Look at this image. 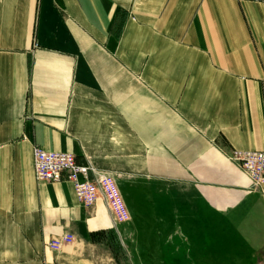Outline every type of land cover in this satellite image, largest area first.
Returning a JSON list of instances; mask_svg holds the SVG:
<instances>
[{
    "label": "crops",
    "instance_id": "crops-1",
    "mask_svg": "<svg viewBox=\"0 0 264 264\" xmlns=\"http://www.w3.org/2000/svg\"><path fill=\"white\" fill-rule=\"evenodd\" d=\"M34 146L114 175L130 221L39 183ZM234 150L264 151V0H0V264H126L114 232L138 262L264 264Z\"/></svg>",
    "mask_w": 264,
    "mask_h": 264
},
{
    "label": "built area",
    "instance_id": "built-area-1",
    "mask_svg": "<svg viewBox=\"0 0 264 264\" xmlns=\"http://www.w3.org/2000/svg\"><path fill=\"white\" fill-rule=\"evenodd\" d=\"M228 159L237 164L251 180V191L264 194V151L234 150ZM36 180L39 183L71 182L78 201L86 208L103 199L118 231V226L131 219L116 177L99 172L92 165H79L75 155L66 152L47 151L33 147ZM75 242V236L67 234L54 238L48 244L50 250L60 251L63 246Z\"/></svg>",
    "mask_w": 264,
    "mask_h": 264
},
{
    "label": "rangeland",
    "instance_id": "rangeland-1",
    "mask_svg": "<svg viewBox=\"0 0 264 264\" xmlns=\"http://www.w3.org/2000/svg\"><path fill=\"white\" fill-rule=\"evenodd\" d=\"M138 203L137 205H139V202H138V199L136 200ZM140 203L141 204H144L145 205V202L141 201L140 200ZM134 205H136L134 203ZM120 229H122V226L120 225L119 226ZM114 237L116 239L115 241V253H117V259L120 260V259H124L126 262V264H154V262L150 261V262H142V261H137L136 259H133L132 260V257L130 255V253L127 251L128 248L124 247V244L122 243V239H121V235H120V232H114ZM239 237L238 236H235L234 238L231 237V239L229 238V240L225 239V242H230L229 245H226L227 247H231V248H236L237 244H234V241H237ZM232 245H236V246H232ZM240 247H242L241 249V252H242V255H238V254H235V253H229L227 254V258L226 260H221L220 264H245V263H248V264H256V262H259L258 260H252L250 261L251 259V255L250 252L248 251L246 247V245L244 243L238 245ZM231 252V251H230ZM132 253L135 255V251L133 250L132 248ZM212 255V254H211ZM210 254H208L206 256V253H203L201 254V256H197L196 253H192L191 254V260H189L188 263L192 264L191 261H193L194 264H214V263H217L215 260H212V256ZM229 255V256H228ZM167 263H170L169 261H167Z\"/></svg>",
    "mask_w": 264,
    "mask_h": 264
}]
</instances>
